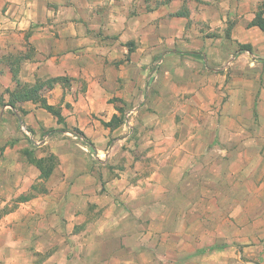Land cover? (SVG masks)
<instances>
[{
    "label": "crops",
    "instance_id": "crops-1",
    "mask_svg": "<svg viewBox=\"0 0 264 264\" xmlns=\"http://www.w3.org/2000/svg\"><path fill=\"white\" fill-rule=\"evenodd\" d=\"M146 1L0 0V192L26 198L0 219V240L19 248L14 264H152L140 258L155 256L157 231L175 239V260L184 264L183 225L212 219L211 205L221 222L203 224L209 251L195 249L189 260L264 264V32L245 28L252 14L231 28L260 65L239 109L229 99L211 119L207 103L163 102L149 110L147 135L129 140L119 133L131 127L117 122L121 107L134 111L145 99L152 61L167 47V29L151 19L181 2ZM204 1L212 26L245 5ZM13 72L21 84L42 87L11 106ZM206 107L208 125L198 117ZM179 110L195 116L178 121ZM50 160L60 162L63 182L40 195L38 166Z\"/></svg>",
    "mask_w": 264,
    "mask_h": 264
},
{
    "label": "rangeland",
    "instance_id": "rangeland-1",
    "mask_svg": "<svg viewBox=\"0 0 264 264\" xmlns=\"http://www.w3.org/2000/svg\"><path fill=\"white\" fill-rule=\"evenodd\" d=\"M161 1L147 0L146 2H153L156 8L159 7ZM207 3L204 0H181L178 7L173 8V10L167 9V12L159 10L156 16L151 19V22L156 24L157 27L162 25L167 29V47L166 49H162L163 52L157 54L156 58L152 61L151 74L145 80L144 90L147 93L145 99L136 101V107L138 108L134 111H131V109L129 111L130 107L127 105L128 103H124L123 107H121V114L117 122L121 124L130 123L131 127L126 130L121 129L119 131L120 135H128L129 140L133 141L143 137L149 130L145 124L149 120H153V117L149 115V112H151L149 110L151 108H161L160 105L163 102L169 103V105L177 104L178 106L184 103L186 107L189 106L188 108H190V105L191 107L195 106L196 103H207V106H211V119H213L216 112L218 114L222 110V106L229 99L239 109L240 102L243 101L241 89H255L257 86L256 74L260 71V65L252 61L249 53H245L246 49L250 50L249 46L239 44L235 38L236 35H231V28L233 29L239 23V20L244 21L250 14H252V20L254 14L264 8V0H244L243 3L245 5L241 6L242 8L240 9L241 14L237 12L236 9L238 8L233 3L236 8L234 10L235 13L226 17L224 26L210 25V19L205 14V9L203 8ZM179 11H187L188 14L186 17L175 16ZM192 11L195 14H192ZM218 18L215 17L216 20ZM250 21L244 25L245 28L251 27L249 25ZM182 29L183 32L181 33L180 30ZM250 33L248 36L251 35L252 39H257L256 34ZM236 34L239 35L240 31H237ZM211 57H224V59L213 60ZM145 103L147 104L145 107L137 106V104L142 106ZM179 111L181 112L182 110ZM181 113L176 116L178 121L184 120L183 118L186 114L195 116V112L189 111L186 113V110ZM208 114V107H206L201 109L198 117L207 123L210 121ZM186 121L190 123L191 118ZM114 122L116 121L113 120L112 124ZM68 132L70 133L66 134L67 137L73 138L74 135H77L78 138L76 140H79V137L82 136L79 132L73 130ZM23 135L25 136L24 133ZM130 147L118 146L117 148L121 152H124L127 148L133 151ZM122 160H125V158ZM59 163V161L53 160L52 163L43 165L44 168H51V173L46 179H40L37 182L40 188V195L45 194L47 185H59L63 182L61 171L58 169ZM1 184V190H4L6 186L5 180L1 181ZM58 193L57 198L60 196ZM227 194L231 195L232 192H228ZM9 195V193H6V190L0 192V219L17 210L18 202L26 199L13 195L9 197ZM2 202H6L4 206L1 205ZM211 204H214L213 201H211ZM210 209L212 219H207L205 223L201 221L202 224L190 220L183 225L184 232L182 235L185 237L183 241L184 264H207V262L203 263L197 260L193 262V260H189L191 255L189 253L195 249L197 251L194 253L209 251L211 241L210 239L208 240V234L203 233L202 226L203 224L215 226L217 222H221V219L219 217L217 219L216 217L217 212L214 205H211ZM172 231H176V226H172ZM178 231H180L179 228ZM154 234L156 236L151 242V247L155 256L144 259L140 258L141 262L144 263L146 259L145 262L149 263L148 260L151 259L152 264H177L175 260V239H165L166 236H163V232L161 231H157ZM203 234H205V237ZM192 236L197 237L196 241L191 239ZM15 240L17 241L16 237ZM8 242H10L8 239L0 240V264H14L17 258H19L16 255V251L19 249L18 246L14 242H10L13 246ZM247 246H250V243ZM38 258H40V262H43L44 257L40 256Z\"/></svg>",
    "mask_w": 264,
    "mask_h": 264
},
{
    "label": "trees",
    "instance_id": "trees-1",
    "mask_svg": "<svg viewBox=\"0 0 264 264\" xmlns=\"http://www.w3.org/2000/svg\"><path fill=\"white\" fill-rule=\"evenodd\" d=\"M173 0H162L161 3L165 4V3H169ZM187 11H179L175 14V16L177 17H186L187 16ZM250 26H255L257 27L259 30L264 32V8L261 9L259 12L254 14L253 19L249 22ZM249 48V47H248ZM249 50V49H247ZM13 79L16 82V89L15 91L9 93V100L7 101V105H13L16 101H26V100H30L32 99L37 93V90L42 87V84L40 85H33V86H29V85H23L20 83V81L18 79H16V73L13 72ZM52 83V81L47 82L46 85H50ZM2 97H0V101L2 102ZM0 102V104H1ZM46 109L51 112L52 114H54L55 116H57L58 121L60 120V116L59 113L54 111L52 108L50 107H46ZM114 120V119H113ZM53 160L48 161L47 163H52ZM42 162V161H40ZM47 163H40L39 164V170L41 172L40 178L41 179H46L49 175H50V171L51 168H44L43 165L47 164Z\"/></svg>",
    "mask_w": 264,
    "mask_h": 264
},
{
    "label": "built area",
    "instance_id": "built-area-1",
    "mask_svg": "<svg viewBox=\"0 0 264 264\" xmlns=\"http://www.w3.org/2000/svg\"><path fill=\"white\" fill-rule=\"evenodd\" d=\"M23 129H24V128H23ZM68 134H69V133H68ZM70 135H71V134H70ZM71 136H72V135H71ZM73 137H74L75 139L78 138L77 135H74Z\"/></svg>",
    "mask_w": 264,
    "mask_h": 264
}]
</instances>
